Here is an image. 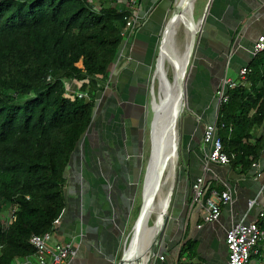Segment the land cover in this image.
<instances>
[{"label": "crops", "instance_id": "crops-1", "mask_svg": "<svg viewBox=\"0 0 264 264\" xmlns=\"http://www.w3.org/2000/svg\"><path fill=\"white\" fill-rule=\"evenodd\" d=\"M174 1L139 0L143 21L122 39L96 100L100 112L67 169L65 206L51 237V243L72 242L75 253L66 264H141L126 258L123 241L133 221L142 175L151 102L148 85L157 42ZM198 18L177 123L178 172L161 236L146 256L148 264H226V230L237 222L258 220L259 226L264 221V215L259 217L264 211V185L255 168L239 173L229 163L207 162L208 146L202 141L204 125L216 119L219 83L223 77L237 78L238 70L252 59L254 41L264 32V0H206ZM254 132L259 136L261 127ZM256 164L264 171V148ZM198 176L208 187L230 194L215 221H203V200L191 203L190 186ZM250 199L255 201L251 207ZM182 246L187 249L179 257ZM14 264L25 263L17 258ZM249 264H264V244L258 245Z\"/></svg>", "mask_w": 264, "mask_h": 264}, {"label": "trees", "instance_id": "trees-1", "mask_svg": "<svg viewBox=\"0 0 264 264\" xmlns=\"http://www.w3.org/2000/svg\"><path fill=\"white\" fill-rule=\"evenodd\" d=\"M130 15L110 0H0V264L31 255L29 237L52 230L61 216L67 169L93 122ZM247 67L215 120L239 173L264 148V50ZM65 80L86 97L67 95ZM212 190L206 185L204 198Z\"/></svg>", "mask_w": 264, "mask_h": 264}, {"label": "bare ground", "instance_id": "bare-ground-1", "mask_svg": "<svg viewBox=\"0 0 264 264\" xmlns=\"http://www.w3.org/2000/svg\"><path fill=\"white\" fill-rule=\"evenodd\" d=\"M193 0H178V10L172 13L163 26L158 46L155 75L158 80L161 109L156 110V123L152 130V136L158 130L157 136L150 145V153L144 174V185L142 190V208L138 220L133 228V237L127 248L126 258L138 254L141 264L145 263L146 251L152 237L162 224L163 214L168 205L169 192H164V187L171 186L172 171L175 165L176 152L174 151V126L183 106L184 98V74L187 66L188 56L191 49L193 34L197 25L192 20ZM184 28V43L181 48L175 44L176 31ZM172 69V81L168 83L165 63ZM158 114V115H157ZM157 116L160 125L157 123ZM161 170L165 173L161 176ZM160 178V179H159ZM155 214L152 226H144L145 217L150 218ZM134 255V256H135ZM130 262V261H129Z\"/></svg>", "mask_w": 264, "mask_h": 264}, {"label": "built area", "instance_id": "built-area-1", "mask_svg": "<svg viewBox=\"0 0 264 264\" xmlns=\"http://www.w3.org/2000/svg\"><path fill=\"white\" fill-rule=\"evenodd\" d=\"M117 2L125 9H129L130 18L125 23V28L121 32L123 39L131 34L139 27L144 16L139 13V0H110ZM95 8V7H94ZM264 50V32L261 33L254 41L251 48V56H255ZM249 72L247 66L241 67L237 72V78L231 79L223 77L219 83L215 95L218 99V105L227 100V89L241 84ZM65 91L67 95H76L77 98L86 97L85 93L78 92L72 89L71 80H65ZM75 90V91H74ZM74 91V92H72ZM216 120V119H215ZM215 120L212 123L204 125L202 131V141L207 144L206 161L218 165H227L229 163L228 155L223 151L222 142L217 134ZM255 168V176L260 178L264 185V171L258 170L256 162L251 164ZM206 183L202 176L196 177L190 186L191 203L203 200L204 205V222H212L217 220L220 215V207L230 199V194L227 191H217L213 189L208 197L204 198ZM254 200L247 201V205L251 207ZM263 216V212L259 213V217ZM10 219V216H9ZM60 216L53 223V229L42 234H33L29 237V244L33 248V253L24 256L23 262L28 264L33 261L34 264H66L67 261L74 255L75 248L72 242L63 244L51 243V237L54 228L59 224ZM227 248L226 264H249L252 255L257 254L259 244H264V230L258 226V220H253L249 223L237 222L233 223L225 232L224 237ZM153 256H158L156 252ZM158 258L163 259V255Z\"/></svg>", "mask_w": 264, "mask_h": 264}, {"label": "rangeland", "instance_id": "rangeland-1", "mask_svg": "<svg viewBox=\"0 0 264 264\" xmlns=\"http://www.w3.org/2000/svg\"><path fill=\"white\" fill-rule=\"evenodd\" d=\"M177 1L178 0H175L174 3L172 4V7L169 9V11L167 13L166 22L170 18L171 14L175 13L176 10L178 9L177 6H176L177 5ZM205 1L206 0H193L192 1L193 2L192 11H191L192 19H193V21L198 23L196 34H197V31H198V28H199V18H198V16H200V14L203 12ZM166 22H165V24H166ZM184 34H185L184 28H182V27H180L176 31L175 44L177 43L181 48L183 47V43H184ZM195 37H196V35H195ZM160 38H161V35H159V38H158L157 49H156V53H155V57H154V61H153L154 63H153L151 76H150V82H149V85H148V91H149V94L151 96V101H152L153 97H154L155 101L152 103V106H151V102H150L149 112L147 114V122H146L145 131H144L145 142H144V145H143V158H142L143 159V161H142L143 165H142V170H141L142 171V175H141V179L139 181L138 187H137V196H136V199H135L136 208L134 210L133 221L131 222V225L128 227V231H127V233L125 235V238H124L125 241H123L124 242V246H125L124 247L125 250H127V248L129 247V244H130V242L132 240V237H133V227L132 226L134 225V222H135V220H136V218H137V216L139 214V210H140V207H141V204H142L143 178H144L145 169H146L145 165H147L148 158H149V153H150V144H151V136H152L151 134H152V130L154 128V125L156 123V110L158 112L161 109L160 94H159V89H158V87H159L158 85L159 84H158L157 76L155 75V68H156L155 66H156V61H157V56H158V46H159ZM189 61H190V59H189ZM167 65H168V63L166 62L165 63V70H166V75H167L166 77H167L168 83H171L172 78H173L172 69H170L171 68L170 65L169 66H167ZM188 66H189V62L187 63L185 74H184V90H185V79H186V76H187ZM168 67H170V68H168ZM74 91H72V92H74ZM157 97H158L159 100H157ZM152 107L154 109V114H155L153 121H152V118H153ZM97 112H100V111H97ZM157 119H158L157 123H159V125H160V119L158 118V116H157ZM151 121H152V125H151ZM176 123H175V126H174V137L176 136V141H175L176 145L175 146H176V150H177V157L175 158L174 169H175V175L177 176L178 161L180 160L179 159L180 154H179V149H178V144H177L178 137H177V124ZM157 131H156V134L153 136V139L157 136ZM173 144H174V142H173ZM164 173H165V170H161V176L160 177H162ZM169 185H170V183H168V185H166L164 187V192L165 193L169 192V195H170L171 191L169 189ZM167 209H166L165 215L162 217V224L160 225L159 229L156 231V233L152 237V240H151V242H150V244L148 246V249L146 251V255L145 256L148 255V251L151 249L152 245L155 242H158V240H159V238L161 236L163 223H165V217L167 216ZM136 212H137V214H136ZM154 221H155V214H152L150 218L145 217L142 222H143L144 226L145 225L146 226H152L154 224ZM134 255L131 256V262L135 261V259H138L139 262H141V260L138 257V254H136L135 256ZM145 264H148V261Z\"/></svg>", "mask_w": 264, "mask_h": 264}, {"label": "water", "instance_id": "water-1", "mask_svg": "<svg viewBox=\"0 0 264 264\" xmlns=\"http://www.w3.org/2000/svg\"><path fill=\"white\" fill-rule=\"evenodd\" d=\"M177 6V8H178V4L176 5ZM177 11H179L178 9H177ZM163 28V27H162ZM162 30V29H161ZM161 33V32H160ZM195 35H196V31H195V33L193 34V38H192V44H191V49H190V52H189V56H188V61H187V63L189 62V59H190V56H191V53H192V50H193V46H194V41H195ZM157 100H159L158 99V97H157ZM155 100H154V97H153V99H152V101H151V106H152V103L154 102ZM152 110H153V118H152V121H153V119H154V116H155V114H154V109H153V107H152ZM95 112H96V110H95ZM178 118H179V115H178V117H177V123H178ZM152 121H151V125H152ZM176 123V124H177ZM91 125V124H90ZM90 127V126H89ZM89 127L87 128V130L85 131V134L87 133V131L89 130ZM151 128V127H150ZM151 130V129H150ZM85 134H84V136H85ZM83 136V137H84ZM175 145H176V143H175ZM174 151L176 152V157H177V150H176V146H174ZM175 179H176V175H175V169L173 168V171H172V177H171V186H170V191H171V189H172V187H173V185H174V182H175ZM143 185H144V179H143ZM168 200H169V198H168ZM141 208H142V204H141V207H140V210H139V214H140V211H141ZM63 212V211H62ZM139 214H138V216H137V218H136V220H135V222H134V225H133V228H134V226H135V224H136V222H137V220H138V217H139ZM165 215V213L163 214V216Z\"/></svg>", "mask_w": 264, "mask_h": 264}, {"label": "flooded vegetation", "instance_id": "flooded-vegetation-1", "mask_svg": "<svg viewBox=\"0 0 264 264\" xmlns=\"http://www.w3.org/2000/svg\"><path fill=\"white\" fill-rule=\"evenodd\" d=\"M82 144H83V142H82ZM82 144H80L79 148H81V145H82Z\"/></svg>", "mask_w": 264, "mask_h": 264}]
</instances>
